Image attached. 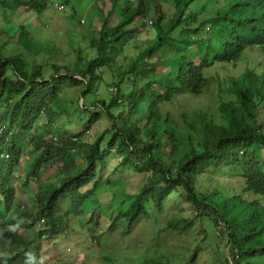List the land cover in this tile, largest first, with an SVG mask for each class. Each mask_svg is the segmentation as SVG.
<instances>
[{
  "label": "trees",
  "instance_id": "trees-1",
  "mask_svg": "<svg viewBox=\"0 0 264 264\" xmlns=\"http://www.w3.org/2000/svg\"><path fill=\"white\" fill-rule=\"evenodd\" d=\"M116 1H111L99 29L90 37L89 46L95 56L79 58L75 74H52L46 79L39 70L27 72L21 57L3 58L0 45V226H6L0 233V247L4 251L0 264H15L33 254L30 241L13 225L25 231L32 228L34 218L41 220L43 229L38 236L51 241L64 235L71 216L89 214L91 218L99 211L95 190L103 178L98 173L113 147L119 160L105 181L121 174L122 168L137 173L148 171L149 178L135 193L125 195L131 201L109 223V231L117 225L129 230L148 214L147 205L150 210L161 212L168 196L178 192L199 215L210 218L214 226L222 229V237L227 236L228 264H264V131L254 121L255 99H264V72L258 75L247 71L235 82V102L222 105L221 123L213 125L211 142L185 153L175 168V177L161 156L152 154L154 148L161 149L160 142L137 145L136 125L145 117L153 122L152 126L163 121L171 147L176 146L177 138L168 115L161 113V106L178 95L202 93L209 83L207 72L212 66L238 60L249 47L264 46V0H222L221 8L203 18L198 17L201 11L197 7L187 11L189 4L197 0H174L172 18L164 20L159 13L154 24V42L123 71L124 75H131L129 91L124 94L117 89L108 101L97 99L89 106L85 126L104 114L114 135L104 145L99 137L82 149L84 161L79 164L71 158L75 147L71 138L76 134L67 137L56 132L54 140L48 139L50 132L40 124V119L49 122L57 117L52 106L65 83L81 85L82 97L92 93L101 79L99 69L111 62L116 47L133 33L129 25L144 15L143 1L137 0L134 6L126 3L115 15ZM20 6L42 10L46 2L0 0L1 16L6 17L8 11ZM19 42L25 48L30 43L22 28ZM158 55L162 60L155 61ZM8 70L11 75H7ZM26 136L32 140L35 153L30 151L25 160L21 171L25 177L23 185L29 178L38 179L47 166L62 172L55 183L44 187L42 205L34 214L18 212L16 203L18 179L14 173L18 172L24 147L18 141ZM117 137L121 140L117 141ZM72 164L74 168L70 169ZM211 170L232 171L239 179L240 189L200 192L197 178ZM26 217L33 222L22 221ZM189 225L175 221L171 226L185 230ZM33 248L38 258V245Z\"/></svg>",
  "mask_w": 264,
  "mask_h": 264
},
{
  "label": "rangeland",
  "instance_id": "rangeland-1",
  "mask_svg": "<svg viewBox=\"0 0 264 264\" xmlns=\"http://www.w3.org/2000/svg\"><path fill=\"white\" fill-rule=\"evenodd\" d=\"M112 0H45L42 10L18 7L1 16L0 8V45L3 58L21 57L27 72L39 70L41 76L49 78L52 74H75L78 59H91L95 56L89 46L90 37L99 29L103 15L110 8ZM145 13L133 21L129 27L134 31L116 47L111 62L99 69L101 79L97 81L92 93L82 97L81 85L65 83L58 101L52 108L57 117L47 122L40 119V124L48 129V139H53L56 132L72 136L75 145L71 158L83 164L80 152L87 145L102 138V144L110 141L114 135L109 118H101L85 126L88 108L97 99L108 101L117 91L127 93L130 86V74L124 75L126 66L155 40L154 24L159 13L164 20L174 15V0H142ZM126 3L136 5L137 0H117L114 14L118 15ZM222 0H197L189 4L187 11L196 7L201 11L199 18L212 15L221 8ZM197 18V19H199ZM164 20L162 22H164ZM161 22V23H162ZM27 31L29 46L25 48L19 42L20 29ZM159 53V52H158ZM157 56L154 60L161 59ZM162 60V59H161ZM247 71L255 74L264 72V46L247 48L240 58L233 62L217 63L208 72L209 83L206 89L197 95L183 94L175 96L170 102L161 106V113L167 114L169 125L177 138L176 146L171 147L167 136V127L163 121L153 122L146 117L137 122V145L160 142L161 149L154 148L152 154L161 156L162 160L175 177V168L183 155L192 149L206 147L212 140L213 125L220 124L221 108L224 103L235 102L234 84ZM11 75V71H7ZM255 124L264 131V99H255ZM85 104L87 107H79ZM125 111L127 106L124 105ZM117 112V110H114ZM151 133L154 136H151ZM117 141L121 138L117 137ZM22 139V140H21ZM18 143H24L23 155L18 172L14 173L16 185V203L18 212L35 213L42 205L44 187L55 183L62 172L55 166H47L39 178H29L23 185L25 177L21 171L30 151L35 153L32 140L22 137ZM54 140V139H53ZM105 166L98 173L103 182L95 190L99 211L89 214L71 216L64 235L47 241L38 232L43 229V221L34 218H22L33 222L30 229L23 230L13 225L18 233L30 241L32 255L15 264H228L230 257L226 250L227 236L221 228L213 225L210 218L199 215L178 192H172L163 205L161 212H154L151 206L148 214L140 217L136 223L125 230L117 225L109 231L108 225L115 215L125 210L130 203L126 194L135 193L148 181L149 172L137 173L129 168H122L121 174L105 181L109 173L117 167L119 156L115 147L109 149ZM6 157V154H3ZM70 169L74 168V164ZM197 189L211 193L223 188L234 191L240 189L237 175L232 171H208L197 178ZM220 197V194L218 195ZM217 198V196H216ZM97 210V209H96ZM18 214H14L17 217ZM175 221L189 222L185 230L174 228ZM6 228L0 226V233ZM38 245V258L34 246ZM0 247V262L3 258Z\"/></svg>",
  "mask_w": 264,
  "mask_h": 264
}]
</instances>
